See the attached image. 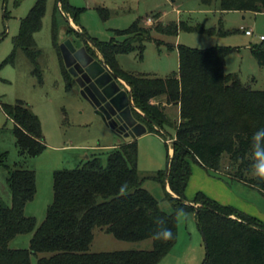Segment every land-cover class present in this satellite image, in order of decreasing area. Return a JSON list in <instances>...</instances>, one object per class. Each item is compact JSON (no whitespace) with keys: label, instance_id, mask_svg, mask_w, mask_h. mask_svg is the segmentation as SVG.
Here are the masks:
<instances>
[{"label":"trees","instance_id":"trees-1","mask_svg":"<svg viewBox=\"0 0 264 264\" xmlns=\"http://www.w3.org/2000/svg\"><path fill=\"white\" fill-rule=\"evenodd\" d=\"M46 1H36L21 19L20 32L14 38L15 49L22 48L33 61L39 55L34 34L42 27ZM201 3L222 12H264V0ZM60 7L80 25L83 7L73 6L69 0H57L56 8ZM151 16L155 19L152 25L144 24L140 17L130 27L117 30L116 34L124 37L122 40L113 38L105 42L89 36L84 29L82 33L89 54H95L88 44L91 42L111 70L129 84L134 106L143 112L133 108L135 118L146 125L147 132L165 133L174 141L169 170L142 176L138 169L137 138L124 141L110 149L106 165L100 156L92 155L75 169L55 171L54 200L38 226L35 217L24 213L26 204L37 192L36 172L20 162L13 168L5 165L12 203L7 206L0 200V264H33V257L37 264H159L177 242L178 215L189 211L194 213L204 236L203 264H264L262 220L203 191L190 200L186 196L193 163L208 171L222 172L228 179L264 194V178L257 174L258 166L264 163V90L254 89L237 73L225 71L231 50L225 46L198 49L178 44L179 69L165 77L124 70L117 55L136 49L142 56L146 43L155 39L154 33L176 35L179 27L196 28L184 22H163L159 20L161 12ZM53 37L66 76L72 78L57 42L56 23ZM252 51L260 65H264V46L255 45ZM170 105L179 109L177 120H172L166 111ZM1 108L15 122L19 153L38 156L46 147L38 116L22 101L1 103ZM168 128L175 130V136ZM4 157L5 154L0 156L2 165ZM147 178L165 187L172 212L164 211L159 200L143 186ZM97 227L120 240L151 239L153 247L92 252L90 246ZM165 231L170 234L164 236ZM28 233H32L28 248L9 246L17 235Z\"/></svg>","mask_w":264,"mask_h":264},{"label":"rangeland","instance_id":"rangeland-1","mask_svg":"<svg viewBox=\"0 0 264 264\" xmlns=\"http://www.w3.org/2000/svg\"><path fill=\"white\" fill-rule=\"evenodd\" d=\"M36 1L0 0V156L6 155L5 164H0V200L7 206L12 203L6 166L13 168L20 162L34 170L37 192L34 199L26 204L24 213L35 217L38 226L45 220L48 207L54 200L55 171L75 169L92 155L100 156L106 165L113 145L124 142L82 95L74 76L71 73L72 78L66 76L53 37L54 23L57 42L61 44V38L67 36L80 48L85 46L84 30L100 41L122 40L124 37L117 35V30L130 27L140 17L144 24L152 25L155 19L151 14L160 11L163 22H184L196 28L186 30L179 27L176 35L154 33L155 39L146 43L142 56L136 49L117 55L124 70L165 77L179 69L178 44L198 49L225 46L231 49L226 57L225 71L237 73L254 89L264 90V65H260L252 51L255 45L264 46L260 39V35H264V12H222L216 7L204 6L201 0H69L73 6L84 8L79 14L80 25H77L70 14L62 11L61 7L56 8L57 0H47L42 27L34 34L39 55L33 61L22 48L15 49L14 38L20 32L21 19L28 15ZM148 15L151 18H147ZM248 29L253 30L252 35L246 33ZM88 44L95 51L93 57L103 60L101 52L91 42ZM118 83L122 89L131 90L125 82L118 80ZM17 101L28 105L41 122L46 147L38 156L19 153L14 134L15 122L1 108V103L15 104ZM136 110L143 113L138 108ZM166 111L172 120L178 119L177 106H167ZM168 132L175 136L174 129L168 128ZM169 137L155 132L137 137L138 169L142 176L167 169L168 153L171 154V150L168 152V148L171 149ZM193 174L192 192L186 191L189 200L198 191L217 197L222 189L239 198L255 200L264 196L258 189L232 181L222 172L208 171L198 163L192 164ZM212 182H217L220 187ZM143 186L159 200L164 211H173L166 189L160 182L147 178ZM168 191L175 196L170 188ZM31 237L32 233L17 235L9 246L28 248ZM152 247L151 239L120 240L106 229L97 227L90 251L145 250ZM205 257V240L194 213L181 212L178 215L177 242L159 264H203ZM32 263L37 264L36 257Z\"/></svg>","mask_w":264,"mask_h":264},{"label":"water","instance_id":"water-1","mask_svg":"<svg viewBox=\"0 0 264 264\" xmlns=\"http://www.w3.org/2000/svg\"><path fill=\"white\" fill-rule=\"evenodd\" d=\"M64 63L78 82L82 95L91 102L96 112L101 114L108 125L120 138H137L147 132V127L133 114L134 102L131 90H124L118 80L129 84L111 70L103 60L95 59L85 46L77 48L72 39L64 36L60 44ZM171 142V154L167 163L170 168L174 152Z\"/></svg>","mask_w":264,"mask_h":264},{"label":"crops","instance_id":"crops-1","mask_svg":"<svg viewBox=\"0 0 264 264\" xmlns=\"http://www.w3.org/2000/svg\"><path fill=\"white\" fill-rule=\"evenodd\" d=\"M177 0H173V2H176ZM157 12V11H156ZM160 12V11H158ZM151 18L150 15L147 16V18ZM159 20H162V15L160 16ZM261 36V35H260ZM122 141H130L133 140L131 137L128 138H121ZM120 145L118 144H114L113 146H118ZM112 146V145H110ZM194 174L191 175L188 186L186 191L190 194L191 191V183H192V178H193ZM212 183H217V182H212ZM218 187L219 184L217 183ZM216 185H214L215 187ZM193 187V186H192ZM222 187V186H221ZM169 185H167V189L169 190ZM223 191L221 193H218V196L215 197L214 195L210 196L218 201H220L223 204H230L233 205L235 207H237L238 209L244 211L247 214H250L252 216L257 217L258 219L262 220L264 222V196L259 197L258 199L255 198V200H251V199H246V198H239L237 197V195H235L234 193H232L231 191H227L222 189ZM197 193V192H196ZM205 193V192H204ZM264 195V194H263ZM222 198V199H221Z\"/></svg>","mask_w":264,"mask_h":264},{"label":"clouds","instance_id":"clouds-1","mask_svg":"<svg viewBox=\"0 0 264 264\" xmlns=\"http://www.w3.org/2000/svg\"><path fill=\"white\" fill-rule=\"evenodd\" d=\"M257 174L261 177L264 178V163H261L258 168H257ZM170 233L165 231L164 236H168Z\"/></svg>","mask_w":264,"mask_h":264},{"label":"built area","instance_id":"built-area-1","mask_svg":"<svg viewBox=\"0 0 264 264\" xmlns=\"http://www.w3.org/2000/svg\"><path fill=\"white\" fill-rule=\"evenodd\" d=\"M246 33H247L248 35H252V34H253V30L248 29V30H246ZM260 39H261V40H264V35H261V36H260Z\"/></svg>","mask_w":264,"mask_h":264}]
</instances>
